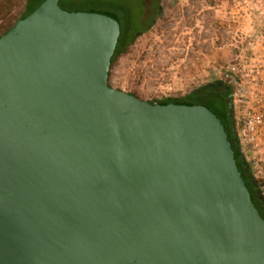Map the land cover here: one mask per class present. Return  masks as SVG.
I'll return each instance as SVG.
<instances>
[{"label":"water","instance_id":"water-1","mask_svg":"<svg viewBox=\"0 0 264 264\" xmlns=\"http://www.w3.org/2000/svg\"><path fill=\"white\" fill-rule=\"evenodd\" d=\"M59 2L0 37V264H264L222 121L113 88L119 20Z\"/></svg>","mask_w":264,"mask_h":264},{"label":"rangeland","instance_id":"rangeland-1","mask_svg":"<svg viewBox=\"0 0 264 264\" xmlns=\"http://www.w3.org/2000/svg\"><path fill=\"white\" fill-rule=\"evenodd\" d=\"M162 6L155 25L113 66V88L149 102L182 98L214 80L227 82L226 66L254 58L250 38L264 26V0H166ZM246 161L264 190V163L250 155Z\"/></svg>","mask_w":264,"mask_h":264},{"label":"trees","instance_id":"trees-1","mask_svg":"<svg viewBox=\"0 0 264 264\" xmlns=\"http://www.w3.org/2000/svg\"><path fill=\"white\" fill-rule=\"evenodd\" d=\"M45 1L46 0H0V37L7 34L18 21L34 13ZM164 1L166 0H60L59 5L66 11L106 12L114 15L119 20L121 25V36L112 59L113 68L117 60L126 54L130 47L155 25L157 18L163 13L162 5ZM233 92L234 89L228 82L218 79L196 88L185 97L163 98L151 103L198 105L206 107L216 114L225 126L228 139L235 151L238 168L249 188L251 196L255 192L261 198V194H258V192L264 193V190H262L263 182L254 178L251 169V176H249L245 166L240 162V159L246 160L243 154L238 152V147L236 145L238 137H234L233 128L237 125L235 114L231 112ZM262 204L264 205V202H262ZM260 214L264 218V214L261 212Z\"/></svg>","mask_w":264,"mask_h":264},{"label":"built area","instance_id":"built-area-1","mask_svg":"<svg viewBox=\"0 0 264 264\" xmlns=\"http://www.w3.org/2000/svg\"><path fill=\"white\" fill-rule=\"evenodd\" d=\"M250 39L254 54L251 63H232L223 73L234 89L239 152L264 163V26ZM256 171L262 173V167Z\"/></svg>","mask_w":264,"mask_h":264},{"label":"flooded vegetation","instance_id":"flooded-vegetation-1","mask_svg":"<svg viewBox=\"0 0 264 264\" xmlns=\"http://www.w3.org/2000/svg\"><path fill=\"white\" fill-rule=\"evenodd\" d=\"M233 130H234V128H233ZM233 137V136H232ZM234 137L236 138L237 137V135H236V131L234 130ZM237 147H238V152H239V144H238V142H237ZM239 154V153H238ZM240 162L241 163H243V166H245V169L247 170V172L249 173V176H251V173H250V169H251V166H250V164L248 163V162H246V161H244V160H241L240 159ZM254 190V189H253ZM258 194H261V198L259 197V195H257V193H253L252 194V197H253V199H254V201H255V203H256V205H257V207H258V209L260 210V212L262 213V214H264V205L262 204V202H264V194L262 193V192H258Z\"/></svg>","mask_w":264,"mask_h":264},{"label":"crops","instance_id":"crops-1","mask_svg":"<svg viewBox=\"0 0 264 264\" xmlns=\"http://www.w3.org/2000/svg\"><path fill=\"white\" fill-rule=\"evenodd\" d=\"M255 32H253L252 34H251V37L253 36V34H254ZM251 60H253V59H251ZM243 63H247V62H243ZM249 63V62H248ZM251 63V62H250Z\"/></svg>","mask_w":264,"mask_h":264}]
</instances>
